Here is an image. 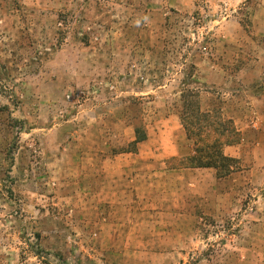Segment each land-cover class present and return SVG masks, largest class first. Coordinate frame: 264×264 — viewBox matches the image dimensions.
Wrapping results in <instances>:
<instances>
[{"label":"rangeland","instance_id":"1","mask_svg":"<svg viewBox=\"0 0 264 264\" xmlns=\"http://www.w3.org/2000/svg\"><path fill=\"white\" fill-rule=\"evenodd\" d=\"M185 87L224 177L173 166ZM46 263L264 264V0H0V264Z\"/></svg>","mask_w":264,"mask_h":264},{"label":"trees","instance_id":"2","mask_svg":"<svg viewBox=\"0 0 264 264\" xmlns=\"http://www.w3.org/2000/svg\"><path fill=\"white\" fill-rule=\"evenodd\" d=\"M198 91L191 87L180 90L181 109L178 114L186 138L191 142V154L172 158L175 167L212 168L217 178L237 169V160L223 153V146L238 143L239 134L231 119L224 118L220 109L202 111ZM146 139L145 129L134 126L132 145ZM49 264V263H46Z\"/></svg>","mask_w":264,"mask_h":264}]
</instances>
